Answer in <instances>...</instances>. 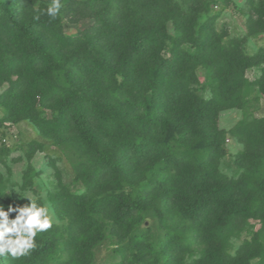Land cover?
Segmentation results:
<instances>
[{
	"label": "trees",
	"instance_id": "16d2710c",
	"mask_svg": "<svg viewBox=\"0 0 264 264\" xmlns=\"http://www.w3.org/2000/svg\"><path fill=\"white\" fill-rule=\"evenodd\" d=\"M252 11L254 18L264 22V1ZM0 14L4 18L0 36L11 43L19 56L16 61L24 62L29 77L28 83L22 78L7 95L6 99L12 100L10 112H16L9 119H29L55 141L72 140L92 161L84 194L54 197L58 211L72 221L68 264H88L91 248L104 235L103 217L111 220V232L127 242L123 247L125 262L147 261L158 254L150 241V229L134 232L150 205L143 193L134 196L130 192L142 179H147L149 194L158 195L164 206L179 211L207 247L203 258L188 263L178 259L184 247L166 240L164 255L178 264H245L218 250L229 221L246 213L245 188L217 183L210 170L211 160L220 152L216 120L230 101V88L220 85V101L205 100L175 87L165 89L166 76L176 74L178 66L176 60L161 56L167 37L165 9L152 3L151 18L146 22H134L123 29L115 20L116 27L109 32L108 25L96 27V40L104 42L103 48L97 49V43L95 52L82 56L75 51L80 41L63 33L60 15L52 21L45 11L38 22L35 17L23 22L10 0H0ZM113 45L118 47V55ZM239 60L248 59L239 56ZM153 66L157 74L163 73L162 78L149 71ZM217 68L220 71L221 66ZM56 73L63 81L55 80ZM111 86L121 90L122 100L103 97ZM142 94L151 96L149 109L154 113L142 108ZM38 96L42 103L56 102L51 116L37 107ZM171 141L183 147L198 141L206 157L195 160L177 146H169ZM33 153H28L29 160ZM258 194L264 200V177L259 179ZM37 244L38 251L30 258L0 260V264H49L54 239L48 232L37 237Z\"/></svg>",
	"mask_w": 264,
	"mask_h": 264
},
{
	"label": "rangeland",
	"instance_id": "374dc122",
	"mask_svg": "<svg viewBox=\"0 0 264 264\" xmlns=\"http://www.w3.org/2000/svg\"><path fill=\"white\" fill-rule=\"evenodd\" d=\"M260 1L264 0H62L65 6L59 13L63 33L80 41L75 51L82 56L93 53L98 43L96 27L108 25L109 32L115 29L116 21L123 29L134 22H146L151 18L152 3H159L166 12L163 21L167 36L161 56L176 60L178 65L176 74L166 76L165 89L175 87L205 100L220 101V85L230 88V101L216 120L220 152L211 160L210 170L217 183L241 184L245 188L246 213L229 221L218 243L222 254L239 257L245 264L264 263V200L258 194L259 179L264 177V22L254 18L252 11ZM10 2L24 22L44 13L51 0ZM3 19L0 14V20ZM103 43H98L97 49L103 48ZM112 48H117L118 55V47ZM228 52L230 56L226 55ZM239 56L248 60L240 61ZM16 59L19 56L11 43L0 36V207L7 211L10 206H29V199L39 205H50L56 223L49 231L55 241L49 264H68L72 221L58 211L54 197L84 194L92 161L72 140L55 141L42 134L29 119H9L16 112H10L12 100H7V95L22 78L26 83L29 78L24 62ZM148 69L156 72L154 66ZM156 75L163 77V73ZM56 79L63 81L57 73ZM119 79L124 80L122 76ZM115 86L108 88L103 97L122 100L121 90ZM36 99L37 107L51 116V107L56 102L45 101L43 105L40 96ZM152 103L151 96L141 95L142 108L148 114L154 113L149 109ZM175 143L167 144L177 146L195 160L206 157L198 141L185 147ZM30 151L34 153L29 160ZM146 185L147 179H142L129 187L134 196L143 193L150 203L134 232L150 229V241L158 254L147 261L125 262L123 247L127 242L111 232V220L103 217L104 235L91 248L88 264H178L163 254L162 244L166 240L184 247L178 253L180 261L190 263L204 257L207 247L195 227L181 219L179 211L172 206H164L158 195L149 194ZM10 218L14 219L15 215Z\"/></svg>",
	"mask_w": 264,
	"mask_h": 264
},
{
	"label": "clouds",
	"instance_id": "9594fccd",
	"mask_svg": "<svg viewBox=\"0 0 264 264\" xmlns=\"http://www.w3.org/2000/svg\"><path fill=\"white\" fill-rule=\"evenodd\" d=\"M64 6L62 0H51L46 15L54 21ZM35 19L38 22L40 16ZM29 200V206H10L7 211L0 207V260L30 258L38 251L37 237L48 233L55 226L56 220L50 205H39L35 200ZM12 215H15L14 219L10 218Z\"/></svg>",
	"mask_w": 264,
	"mask_h": 264
}]
</instances>
